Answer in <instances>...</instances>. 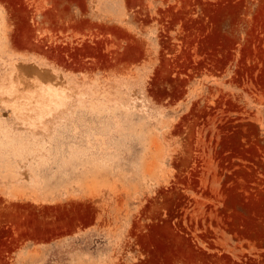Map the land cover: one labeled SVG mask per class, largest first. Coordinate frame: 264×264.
Returning a JSON list of instances; mask_svg holds the SVG:
<instances>
[{
    "label": "rangeland",
    "instance_id": "1",
    "mask_svg": "<svg viewBox=\"0 0 264 264\" xmlns=\"http://www.w3.org/2000/svg\"><path fill=\"white\" fill-rule=\"evenodd\" d=\"M0 264H264V0H0Z\"/></svg>",
    "mask_w": 264,
    "mask_h": 264
},
{
    "label": "bare ground",
    "instance_id": "2",
    "mask_svg": "<svg viewBox=\"0 0 264 264\" xmlns=\"http://www.w3.org/2000/svg\"><path fill=\"white\" fill-rule=\"evenodd\" d=\"M44 71H45V70H44ZM48 71H49V70H48ZM43 74H44V73H43ZM46 74H48V73L45 72V75H46ZM52 74H53V73H52ZM45 75H44V76H41V73H40V77H39V79H38V83H39V85H37V86L34 85V80H33L32 82L28 83V85L25 86V87L28 88V90H29L30 85H33V86H31L30 88H32V87H37V88H38V86H39V88L42 89V91H41V94H42V96H43L42 98H44L43 93H44L45 91H43V89H44L46 86L49 88V92H47V94H48V93L51 94V92H55L56 89H57V88L55 89V84H53V85H54V88H53L54 90L52 89V86H53V85L50 84V82H51V83H54V82L49 81V79H48L47 77H45ZM53 76H54V75H53ZM45 78H47V79H45ZM50 78H51V77H50ZM41 84H42V85H41ZM20 85H21V84H20ZM20 85H18V86L20 87ZM22 86H23V85H22ZM22 86H21V87H22ZM19 87H18V88H19ZM21 87H20V89H21ZM25 87H24V88H25ZM22 88H23V87H22ZM37 88H32V89H34V90L32 91L33 94H34V92H37V91H35V90H37ZM23 90H24V89H23ZM26 90H27V89H26ZM51 90H52V91H51ZM24 91H25V90H24ZM29 91H30V90H29ZM57 91H58V90H57ZM59 91H60V90H59ZM17 92H18V91H17ZM32 92H31V93H32ZM42 92H43V93H42ZM21 93H22V92H21ZM56 93H57V92L54 93L55 96L57 95ZM19 94H20V93H19ZM23 94H24V92H23ZM28 94H29V93H28ZM44 94H46V93H44ZM47 94H46V95H47ZM50 94H49V95H50ZM61 94H62V93H61ZM61 94H60V92H59V95L62 97ZM51 95H52V94H51ZM20 96H21V95H20ZM39 96H40V95H39ZM55 96H54V97H55ZM20 98H21V97H20ZM39 98H41V96H40ZM51 100H53V99H51ZM33 102H34V101H33ZM45 103H46V102H45ZM30 104H31V103H30ZM32 104H33V103H32ZM38 104H39V103H38ZM41 104H42V103H41ZM28 106H29V104H28ZM17 108H19V107H17ZM27 108H28V107H27ZM20 109H21V108H20ZM30 110H31V109H30ZM70 219H71V218H70Z\"/></svg>",
    "mask_w": 264,
    "mask_h": 264
}]
</instances>
